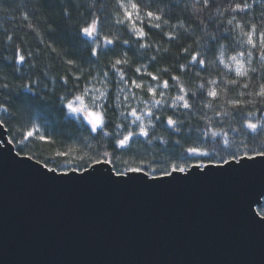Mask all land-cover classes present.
<instances>
[{"label":"snow or ice","instance_id":"obj_1","mask_svg":"<svg viewBox=\"0 0 264 264\" xmlns=\"http://www.w3.org/2000/svg\"><path fill=\"white\" fill-rule=\"evenodd\" d=\"M14 4L0 5L22 22L0 29V159L117 188L264 171V0ZM262 198L264 183L241 198L260 228Z\"/></svg>","mask_w":264,"mask_h":264},{"label":"water","instance_id":"obj_2","mask_svg":"<svg viewBox=\"0 0 264 264\" xmlns=\"http://www.w3.org/2000/svg\"><path fill=\"white\" fill-rule=\"evenodd\" d=\"M261 183L257 169L170 187L58 184L0 159V264H264V228L241 210Z\"/></svg>","mask_w":264,"mask_h":264},{"label":"trees","instance_id":"obj_3","mask_svg":"<svg viewBox=\"0 0 264 264\" xmlns=\"http://www.w3.org/2000/svg\"><path fill=\"white\" fill-rule=\"evenodd\" d=\"M49 2L54 5V0H49ZM172 2H175V0H172ZM0 5H2L4 8L15 7L14 0H0ZM109 5H110V0H109ZM21 24L22 22L19 20L18 16L16 19H12L11 13L0 11V29H7L8 31H12L13 29H16L18 25H21ZM16 34L23 35L24 33L17 31ZM27 38L28 40L32 41L33 44H35V39L33 36L29 35ZM71 43H72L71 40L66 41V45L68 47H71ZM164 46L167 47L168 45L165 44ZM179 47H180L179 45H173V53L166 56L164 60L162 61V63L164 64L174 63V56H175V53L179 51ZM80 55L86 58L87 52L82 51ZM52 60L56 62V67L53 69V71L55 72L61 71V65L58 61H56V58L53 57ZM0 69L4 71H8V72L11 71L10 69H4L3 65H0ZM129 74L131 75V73ZM18 82L19 81H17V83ZM57 131L61 132V131H64V129H57ZM37 147H39V145ZM37 147H32V151H37ZM262 205H264V202Z\"/></svg>","mask_w":264,"mask_h":264}]
</instances>
